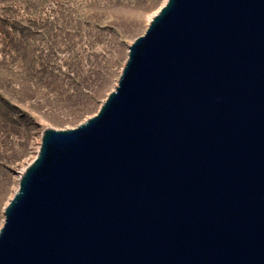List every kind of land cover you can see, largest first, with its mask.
<instances>
[{"label":"water","instance_id":"water-1","mask_svg":"<svg viewBox=\"0 0 264 264\" xmlns=\"http://www.w3.org/2000/svg\"><path fill=\"white\" fill-rule=\"evenodd\" d=\"M0 264H264V0H167L99 112L44 132Z\"/></svg>","mask_w":264,"mask_h":264},{"label":"rangeland","instance_id":"rangeland-1","mask_svg":"<svg viewBox=\"0 0 264 264\" xmlns=\"http://www.w3.org/2000/svg\"><path fill=\"white\" fill-rule=\"evenodd\" d=\"M165 1L0 0V229L44 132L99 112Z\"/></svg>","mask_w":264,"mask_h":264},{"label":"bare ground","instance_id":"bare-ground-1","mask_svg":"<svg viewBox=\"0 0 264 264\" xmlns=\"http://www.w3.org/2000/svg\"><path fill=\"white\" fill-rule=\"evenodd\" d=\"M166 1H167V0H166ZM166 1H165V3H166ZM165 3H164V4H165ZM164 4H163V5H164ZM160 9H161V8H160ZM160 9H158V10L156 11V13L151 17V20H152V18H153V17H154L159 11H160ZM151 20H150V21H151ZM39 149H40V148H39ZM38 152H39V151H38ZM38 152H37V153H38ZM25 171H26V168L23 169V171L21 172V174H20V178H19V182H20V180H21V177H22L23 174L25 173ZM5 210H6V209H5Z\"/></svg>","mask_w":264,"mask_h":264}]
</instances>
